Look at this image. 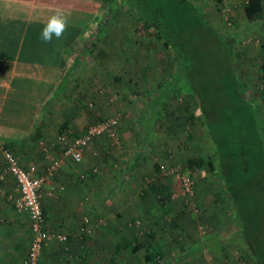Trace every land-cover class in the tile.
Masks as SVG:
<instances>
[{
    "label": "crops",
    "instance_id": "1",
    "mask_svg": "<svg viewBox=\"0 0 264 264\" xmlns=\"http://www.w3.org/2000/svg\"><path fill=\"white\" fill-rule=\"evenodd\" d=\"M245 1H240L237 12L240 21L234 23L243 29H257L263 49L264 0L262 16L257 22L247 19L243 10ZM98 8L103 9L97 0H0V144L10 147L23 165H34L35 174L45 173L48 159L62 154L54 144L55 133L61 126L63 130L72 129L74 132L70 134L85 129L82 124L88 118L76 110L81 100L76 95L77 89L90 90L92 79L107 76L108 56L105 61L97 58L96 61L88 48ZM54 10L67 14V30L60 40L53 38L51 43H44L40 32ZM100 51H97L99 57L107 55ZM143 134L146 137L149 132ZM121 137L127 139L126 148H129L127 153L116 151L119 162L106 145L107 137L100 135L85 147L81 162L67 159L44 180L40 197L47 226L66 233L67 239H50L42 248L40 264H152L144 253L155 243L161 245L165 258L160 264H184L188 257L195 260L192 264H197V260H204L207 251L213 254L223 246L204 247L192 258L193 255L186 257L180 250L173 253L171 244L172 248L166 247L167 250L164 243H170L172 237L158 229L150 237L137 232L130 220L142 219L148 229H155L161 217L174 216L172 211L177 209L178 201L172 196L171 209L165 210L167 205H162L160 195L157 198L154 194L159 193V187L166 191L171 186L164 180H156L155 189H150L153 193L138 194V173L145 158L142 155L145 146L141 143L137 148L133 145L136 141H130L123 133ZM41 140L48 146L46 149ZM2 165L0 151V168ZM17 194L16 183L8 175L6 182L0 184V264H25L31 232L27 213L16 210L13 203ZM202 207V220L208 224L217 213L210 202ZM84 217L90 219L92 233H81ZM189 219L192 218L185 215L171 223L176 233L181 230L191 238L187 243L182 238L184 245L179 249L185 248V253L204 236ZM124 238H137L143 244L132 251L121 244ZM213 255L211 258L220 262L221 254Z\"/></svg>",
    "mask_w": 264,
    "mask_h": 264
},
{
    "label": "rangeland",
    "instance_id": "2",
    "mask_svg": "<svg viewBox=\"0 0 264 264\" xmlns=\"http://www.w3.org/2000/svg\"><path fill=\"white\" fill-rule=\"evenodd\" d=\"M190 1L201 8L207 22L237 38L233 45L235 71L245 86V95L258 106L259 114L264 120V96H262V90H264V47L262 49L261 33L257 29L244 30L242 25L234 23L238 18V7L241 0ZM98 11L102 18L99 23L100 26L103 25V28L100 29L97 25L91 29V42L88 48L95 55L93 58L95 57L96 61L99 59L105 61L108 56L106 59L108 65L105 67L107 76L104 79H92L95 85L93 84L90 90L81 91L77 87L76 95L81 100L77 102L76 110L78 109V112L82 113L81 115L88 118L82 127L86 128L104 116L117 115L118 142H112L108 137L105 141L117 162H119V153H127L129 148H126L127 139L121 137L122 133L128 138L130 137V141L132 139L136 141L133 145H137V148L143 143L145 147L142 155L145 158L141 162V172L138 173L140 183L138 194L141 195L145 192L149 194L154 180H164L171 186L166 191L165 188L163 190V186L159 187V193L154 194L159 198V195L164 193L170 200L173 196L178 203L177 209L172 211L175 212L174 216L170 219L161 217L159 219L161 223L154 225L155 229H148L146 223L138 218L130 220V224L136 227L137 232L146 237H150L152 234L156 235L154 233L156 229L164 232L165 236L172 238H170V243L165 242V246L164 244L163 246L172 248L171 244L173 253L176 254L180 250L179 252L185 254V248L179 249V246L183 247L184 245L182 238L186 239V243L191 238L189 239V236L181 230L175 232L171 225L174 223V219L176 221L179 217L181 219V217L189 215L192 219H189L188 222L194 221L192 225H195L202 235L212 231L228 230L234 221L229 194L222 182L210 172L208 164H205L202 170L191 169L185 164L187 157L203 155L207 158L214 151V143L200 119L197 118L194 123H189L186 118L187 111L196 110L197 101L193 94L181 85L173 86V82L170 80L173 67L172 52L164 47L159 40L150 43L147 34L138 33L134 29L135 18L128 10L113 8L107 12L100 11V9ZM106 15L110 17V20H107ZM99 49H103L107 55L99 57L97 55ZM165 87L168 88V91L159 101H156L157 95H160L159 92ZM173 87L175 88L173 89ZM143 119L151 120L149 134L146 137L143 134ZM67 131L69 134L74 132L72 129H67ZM59 132L57 131L55 134L57 135ZM56 135L54 136L55 147L59 146ZM116 151L119 153L117 154ZM67 159L71 160L65 158L64 161L66 162ZM172 168L176 170L171 172ZM182 172H188L192 178V192H186L183 188L180 178ZM153 192L151 191V193ZM207 202L214 205L217 216H212V220L216 219L214 222L210 220L208 224H205V221L202 220V206ZM89 223L93 230L90 221ZM178 228H181V225H178ZM192 239L194 238L192 237ZM218 252L221 254L220 262L211 258ZM213 254L207 251L204 260H197V264L211 262L253 264L246 243L238 236L224 243L219 250H214ZM194 257L193 254L192 258ZM186 259L184 264L195 263L191 257ZM159 262L161 263V261Z\"/></svg>",
    "mask_w": 264,
    "mask_h": 264
},
{
    "label": "trees",
    "instance_id": "3",
    "mask_svg": "<svg viewBox=\"0 0 264 264\" xmlns=\"http://www.w3.org/2000/svg\"><path fill=\"white\" fill-rule=\"evenodd\" d=\"M97 1L103 12L113 8L128 10L135 18L134 29L138 33L147 34L150 43L159 40L172 52L173 86L181 85L197 101L196 110L187 111L186 118L189 123L200 119L214 143V151L207 158L187 157L185 164L198 170L208 164L229 194L234 221L228 230L204 235L184 255L188 257L204 247L222 245L238 236L246 243L253 264H264V120L258 106L245 95V86L236 74L233 49L236 38L207 22L201 8L190 0ZM243 10L249 21H259L262 0H246ZM100 16L97 12L93 27L98 25L102 29ZM167 89L159 92L156 101ZM142 122L147 135L151 120ZM63 128L59 131H64ZM151 188L155 189L154 185ZM160 202L167 205L165 210L171 209L166 194H160ZM121 244L136 251L143 242L124 238ZM161 248L157 243L149 245L145 259L152 264L165 262Z\"/></svg>",
    "mask_w": 264,
    "mask_h": 264
},
{
    "label": "built area",
    "instance_id": "4",
    "mask_svg": "<svg viewBox=\"0 0 264 264\" xmlns=\"http://www.w3.org/2000/svg\"><path fill=\"white\" fill-rule=\"evenodd\" d=\"M118 116H104L95 123L86 127L82 132L71 135L67 130L56 135V141L62 150L63 156L50 157V162L43 174H35L34 165H23L18 156L7 146L0 144V151L3 155V165L0 168V184L6 182L8 175H11L18 188V194L13 198L16 210L24 211L29 218L31 237L25 256V264H40V255L43 246L52 238L66 240V233L53 231L48 228L46 216L43 210L40 197V187L47 177L52 176L65 158L74 162H81L85 147L97 136L105 135L112 142H118L117 134ZM43 144V148L48 146ZM176 170L171 169V172ZM183 188L186 192H192L193 180L189 173L182 172L180 175ZM90 219L84 217L81 225V233H91Z\"/></svg>",
    "mask_w": 264,
    "mask_h": 264
},
{
    "label": "clouds",
    "instance_id": "5",
    "mask_svg": "<svg viewBox=\"0 0 264 264\" xmlns=\"http://www.w3.org/2000/svg\"><path fill=\"white\" fill-rule=\"evenodd\" d=\"M68 26V16L62 10H54L44 23L40 39L44 43H51L53 38L60 40Z\"/></svg>",
    "mask_w": 264,
    "mask_h": 264
}]
</instances>
